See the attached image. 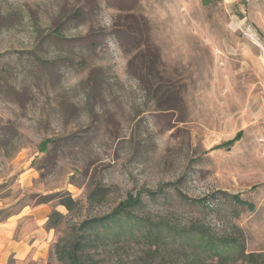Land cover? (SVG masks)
Listing matches in <instances>:
<instances>
[{"label": "rangeland", "instance_id": "rangeland-1", "mask_svg": "<svg viewBox=\"0 0 264 264\" xmlns=\"http://www.w3.org/2000/svg\"><path fill=\"white\" fill-rule=\"evenodd\" d=\"M130 14L161 62L124 51ZM0 53L1 216L53 196L43 204L65 218L51 252L144 190L105 237L86 231L89 264H212L201 231L230 264H250L235 259L240 246L264 255V0H0ZM97 185L109 194L91 203ZM67 193L79 202L71 212L59 204Z\"/></svg>", "mask_w": 264, "mask_h": 264}, {"label": "trees", "instance_id": "trees-1", "mask_svg": "<svg viewBox=\"0 0 264 264\" xmlns=\"http://www.w3.org/2000/svg\"><path fill=\"white\" fill-rule=\"evenodd\" d=\"M130 10V9H127ZM130 22L128 25L125 26V28L122 31V33H125L129 36L130 40L129 43L123 44L124 51L126 53L132 54L134 53L132 59L135 60L137 56H140L142 51L144 49L147 50V52L152 51L153 52V60L156 62L157 60L161 62L159 55V50L155 45L150 44L147 41L143 42L144 34L141 26H139L137 21H135V16L130 14L129 16ZM142 18L145 20V17L142 16ZM120 32V31H119ZM56 37L64 42L71 41L69 38L65 36L63 33V28H57L55 30ZM91 35L88 34L86 36H81L79 38V41H85L87 40ZM3 55L0 53V56ZM145 57V55L143 56ZM153 60H150L148 64L146 63V71L151 70V72L148 71V74H153L154 70L152 71V67L155 65L152 64L154 62ZM150 89L153 87V85L149 86ZM162 87V86H160ZM242 136V132H238L237 135L229 140L228 142L221 143L217 146H214L213 148H222L226 145L230 146L233 144L236 140H238ZM58 140H60V137L55 138H47L44 139L40 144L41 151H48L49 144H54ZM144 190L138 191L136 194H128V196L120 201L109 213L104 215H98L91 218L84 219L80 224L79 227L81 229V232L78 233L75 237L70 238L69 240H55V243L53 245V249H51L49 258H53V255H56L57 259L64 263V264H89L87 259L84 257V253L86 251V247L88 243H90V237L86 234V231H97V235L95 236L97 239L99 237H105L104 233L100 229H103L108 225V223H112L114 221H120L122 222L125 217L130 216L131 213L137 208L142 202H143V194ZM145 192L147 195L152 199H157L161 196L162 189H146ZM109 194V189L105 188L104 186L97 185L94 188H92L90 194H89V200L91 203H101L106 199V197ZM178 195L181 199H188V196L183 194L182 192H178ZM232 197V201L239 205V206H245L249 210H254L255 206L253 203H250L249 201L243 199L239 194L230 195ZM53 196H44L43 199H41L37 204H43L51 201ZM59 204L65 206L69 212L74 211L78 208L79 202L73 198V196L70 193H67L66 195H60L59 197ZM12 215H0V222L5 221ZM65 218V215L57 210H54L50 216L49 220L47 222V227L56 229L63 219ZM134 229L137 226V220H134ZM137 229V228H136ZM138 230V229H137ZM133 232L135 230L132 229ZM199 240L203 253H207L210 258H215L217 261H215L212 264H230L234 258L230 256L231 254H228L229 248L225 246H217L218 244L212 242L207 235L201 231L199 232ZM225 242V241H224ZM223 243V242H222ZM226 248V249H225ZM235 255V254H234ZM236 256V257H235ZM233 256L235 259H241L243 261H246L250 264H264V255H256L255 253H245L244 246H240L239 249L236 252V255ZM203 260L200 257H191V261L188 264H200Z\"/></svg>", "mask_w": 264, "mask_h": 264}, {"label": "crops", "instance_id": "crops-1", "mask_svg": "<svg viewBox=\"0 0 264 264\" xmlns=\"http://www.w3.org/2000/svg\"><path fill=\"white\" fill-rule=\"evenodd\" d=\"M50 206L26 207L0 222V264H48L54 229L47 227Z\"/></svg>", "mask_w": 264, "mask_h": 264}]
</instances>
